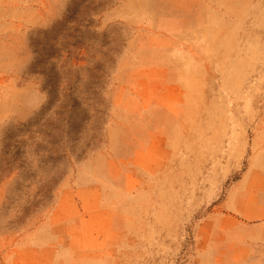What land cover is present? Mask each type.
<instances>
[{
	"label": "rangeland",
	"instance_id": "1",
	"mask_svg": "<svg viewBox=\"0 0 264 264\" xmlns=\"http://www.w3.org/2000/svg\"><path fill=\"white\" fill-rule=\"evenodd\" d=\"M0 264H264V0H0Z\"/></svg>",
	"mask_w": 264,
	"mask_h": 264
}]
</instances>
